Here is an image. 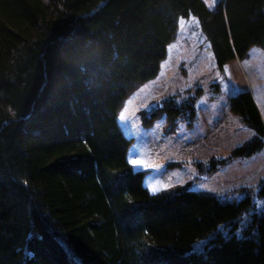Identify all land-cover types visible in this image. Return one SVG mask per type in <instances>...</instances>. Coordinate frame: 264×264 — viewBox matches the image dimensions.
Here are the masks:
<instances>
[{
    "label": "trees",
    "instance_id": "trees-1",
    "mask_svg": "<svg viewBox=\"0 0 264 264\" xmlns=\"http://www.w3.org/2000/svg\"><path fill=\"white\" fill-rule=\"evenodd\" d=\"M189 15L218 68L264 46V0H0V264H264V178L240 197L151 193L127 159L121 102ZM234 95L255 135L232 156H249L264 118L248 90ZM163 110L195 112L165 99L142 124Z\"/></svg>",
    "mask_w": 264,
    "mask_h": 264
},
{
    "label": "rangeland",
    "instance_id": "rangeland-1",
    "mask_svg": "<svg viewBox=\"0 0 264 264\" xmlns=\"http://www.w3.org/2000/svg\"><path fill=\"white\" fill-rule=\"evenodd\" d=\"M245 90L264 118V46H251L243 58L218 68L197 18L179 17L157 73L136 84L117 113L120 129L132 139L127 159L133 169L144 171L143 184L151 193L184 185L228 196L240 197L244 190L256 193L264 178V145L249 156H232L235 148L255 135L228 108L229 96ZM165 99L192 100L194 115L181 111L173 121L163 110L144 126L143 114ZM212 157L225 161L208 176L202 171L210 167L207 161Z\"/></svg>",
    "mask_w": 264,
    "mask_h": 264
},
{
    "label": "snow or ice",
    "instance_id": "snow-or-ice-1",
    "mask_svg": "<svg viewBox=\"0 0 264 264\" xmlns=\"http://www.w3.org/2000/svg\"><path fill=\"white\" fill-rule=\"evenodd\" d=\"M212 3L214 4V3H215V0H212ZM210 6H211V5H210ZM121 119H124V117L121 116ZM132 163H133V164H137L138 161L133 160ZM152 191L155 192V191H157V189H156L155 187H153V188H152Z\"/></svg>",
    "mask_w": 264,
    "mask_h": 264
},
{
    "label": "crops",
    "instance_id": "crops-1",
    "mask_svg": "<svg viewBox=\"0 0 264 264\" xmlns=\"http://www.w3.org/2000/svg\"><path fill=\"white\" fill-rule=\"evenodd\" d=\"M204 3L207 5V7H209V8H211V7H213V5L215 4H210L209 2H208V0H206V2L204 1ZM212 3V2H211ZM211 5V6H210Z\"/></svg>",
    "mask_w": 264,
    "mask_h": 264
},
{
    "label": "bare ground",
    "instance_id": "bare-ground-1",
    "mask_svg": "<svg viewBox=\"0 0 264 264\" xmlns=\"http://www.w3.org/2000/svg\"><path fill=\"white\" fill-rule=\"evenodd\" d=\"M216 87H217V86H216ZM200 92H202V91L200 90ZM236 94H237V93H236ZM234 96H235V95H234ZM229 97H230V96H229ZM121 103H123V102H121ZM118 112H119V111H118ZM118 112H117V113H118Z\"/></svg>",
    "mask_w": 264,
    "mask_h": 264
}]
</instances>
